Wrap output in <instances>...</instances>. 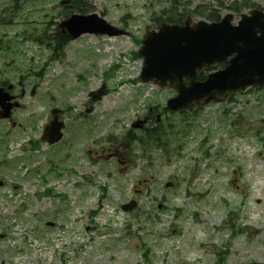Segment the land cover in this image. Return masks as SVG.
<instances>
[{"label": "rangeland", "instance_id": "374dc122", "mask_svg": "<svg viewBox=\"0 0 264 264\" xmlns=\"http://www.w3.org/2000/svg\"><path fill=\"white\" fill-rule=\"evenodd\" d=\"M12 1L0 0V8ZM17 1L22 9L12 24L0 27V38L14 30L8 35L10 40L28 50L34 68L53 55L56 59L45 69L42 80L35 78L34 97L29 96L34 78L23 79V108L12 116L16 126L8 133L9 123L0 120V264H216L221 253L226 257L222 264H264V122L258 121L264 117L263 92L236 98L239 103L248 102L244 117L249 134L238 137L229 125L233 114L230 121L216 120V107L210 105L195 117L187 116L188 133L183 141L175 138L168 154L156 149L148 159L142 158L140 149H129L128 141L117 142L115 149L127 161V167L118 172L115 161L104 160L100 153L112 148L106 138L122 137L133 121L150 112L148 106L163 97L158 103L162 108L163 95L171 93L165 89L157 96L152 84L137 82L142 59L134 55L140 46L135 39H142L145 29L152 27L151 16L173 2L191 11L218 8L232 0H82L87 10L122 28L126 35L108 39L84 35L55 52L50 49L52 44L45 48L19 35L27 30L42 31L38 20L43 12L25 11L43 3L30 2L29 7L28 0ZM252 2L264 6V0ZM57 4L53 14L44 6L48 19L55 15L46 26L48 35L55 18L61 21V11L69 10ZM217 12L221 17L229 11L218 8ZM232 14L235 24L238 13ZM31 19L34 27H24L23 22ZM9 46L13 55L17 46ZM94 51L100 52L99 58ZM85 54L93 60L84 58ZM92 64L96 66L91 73ZM21 73L24 63L20 59L12 66L0 65V81L14 84ZM79 73L83 78L77 77ZM61 75L70 78L69 87L66 76L52 84ZM74 81L81 83L72 88ZM100 85L105 86L104 96L91 102L86 93ZM41 90L50 91L41 98L47 111L68 104L70 95L73 113L86 112L91 106L83 118L86 131L76 139L85 147L70 157L62 159L74 150L67 142L76 128L71 129L73 120L67 118L78 117L59 114V120L70 129L64 132L67 147L63 152L58 148L63 143L46 145L40 140L42 126L48 121L40 116L45 110L39 99ZM143 93L145 97L135 104ZM174 116H165L167 123H178L180 118ZM34 141L38 147L32 150ZM166 182H172V187L164 188ZM129 200L137 208L125 213L120 205ZM230 210L234 224L243 226L245 233L231 234L226 214ZM136 211L139 215L133 217Z\"/></svg>", "mask_w": 264, "mask_h": 264}, {"label": "water", "instance_id": "95a60500", "mask_svg": "<svg viewBox=\"0 0 264 264\" xmlns=\"http://www.w3.org/2000/svg\"><path fill=\"white\" fill-rule=\"evenodd\" d=\"M236 25L233 16L225 15L218 22H193L190 17L181 26L159 23L157 31L147 32L139 56L143 57L141 80L174 88L178 95L168 102L169 109L193 108L194 105L220 101L229 91H244L250 86L264 85V11L251 10L241 14ZM96 19V23L90 20ZM75 20L78 21L75 24ZM68 39L83 33L119 34L95 17L72 18L62 25ZM64 32V31H63ZM227 66L210 73L204 81H196L197 72L213 63ZM188 79L187 85L184 80ZM0 91L1 117H7L10 107ZM204 99L203 102L201 100ZM59 125L52 124L47 138H59ZM123 209L131 210L130 206Z\"/></svg>", "mask_w": 264, "mask_h": 264}, {"label": "trees", "instance_id": "16d2710c", "mask_svg": "<svg viewBox=\"0 0 264 264\" xmlns=\"http://www.w3.org/2000/svg\"><path fill=\"white\" fill-rule=\"evenodd\" d=\"M238 8H239L238 6L233 5V6H230L229 7V10H233L234 12H237ZM179 16H181V14H179L177 17H179ZM205 17L207 18V20H210V21H216L217 20V16L214 15V11L208 12ZM165 21L166 22H169V23H175V22H177L174 14L167 16V18H166ZM57 34L60 35L58 32H57ZM151 136H154V135L151 134Z\"/></svg>", "mask_w": 264, "mask_h": 264}, {"label": "bare ground", "instance_id": "6f19581e", "mask_svg": "<svg viewBox=\"0 0 264 264\" xmlns=\"http://www.w3.org/2000/svg\"><path fill=\"white\" fill-rule=\"evenodd\" d=\"M258 171V170H257ZM260 174V173H259ZM261 175V174H260ZM262 186V185H261Z\"/></svg>", "mask_w": 264, "mask_h": 264}]
</instances>
